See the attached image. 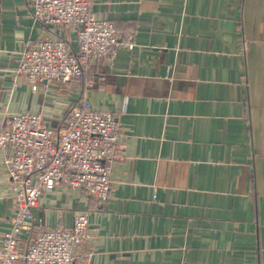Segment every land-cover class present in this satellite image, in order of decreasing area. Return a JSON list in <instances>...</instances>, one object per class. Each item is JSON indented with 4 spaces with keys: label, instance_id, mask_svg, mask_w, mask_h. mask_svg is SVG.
Segmentation results:
<instances>
[{
    "label": "crops",
    "instance_id": "0c3cea01",
    "mask_svg": "<svg viewBox=\"0 0 264 264\" xmlns=\"http://www.w3.org/2000/svg\"><path fill=\"white\" fill-rule=\"evenodd\" d=\"M32 1L0 0V128L23 110L55 124L81 97V79L32 90L15 74L22 49L60 32ZM92 12L132 36L90 64L86 92L118 118L123 158L103 206L79 188L45 190L21 245L87 210L86 264H264V0H93ZM4 158L0 239L14 213Z\"/></svg>",
    "mask_w": 264,
    "mask_h": 264
},
{
    "label": "built area",
    "instance_id": "2783aa9c",
    "mask_svg": "<svg viewBox=\"0 0 264 264\" xmlns=\"http://www.w3.org/2000/svg\"><path fill=\"white\" fill-rule=\"evenodd\" d=\"M93 0H33L32 16L57 35L38 37L20 51L14 72L36 90L45 82L81 79V97L61 119L50 123L42 113H10L0 128L4 169L12 189L14 213L0 239V264H86L91 252L77 249L92 237L87 210L77 211L69 226H37L23 246L21 234L33 227V208L42 193L55 186L83 190L103 206L108 200L113 163L123 158L124 130L109 110L92 107L90 64L112 58L133 45L106 16L92 12ZM71 34L75 46L71 43Z\"/></svg>",
    "mask_w": 264,
    "mask_h": 264
}]
</instances>
